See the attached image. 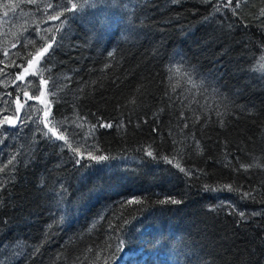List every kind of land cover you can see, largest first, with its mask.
Masks as SVG:
<instances>
[{
  "label": "trees",
  "instance_id": "1",
  "mask_svg": "<svg viewBox=\"0 0 264 264\" xmlns=\"http://www.w3.org/2000/svg\"><path fill=\"white\" fill-rule=\"evenodd\" d=\"M226 2L0 0V264H264V0Z\"/></svg>",
  "mask_w": 264,
  "mask_h": 264
},
{
  "label": "snow or ice",
  "instance_id": "2",
  "mask_svg": "<svg viewBox=\"0 0 264 264\" xmlns=\"http://www.w3.org/2000/svg\"><path fill=\"white\" fill-rule=\"evenodd\" d=\"M28 3H31V4H35L37 3V0H27ZM85 3L88 2V0H84ZM243 2H247V0H243ZM70 5V7L68 6ZM233 5V0H227V2L224 4V7H230ZM80 0H65V3L63 5H58V7H61L62 10L59 11V12H54L53 14H51L49 16V19L51 20H60L61 17H64L65 16V13H68V12H71L73 14H75L77 11H79L80 9ZM241 6V0H236V3H235V8H239ZM53 4L52 3H48L46 5V9H51L53 8ZM217 11L220 10L219 6H217L216 8ZM235 14V12L233 13ZM5 15H7V13H5ZM261 16H264V9H261ZM63 26V20L61 21V27ZM50 31V30H49ZM57 31H60V28L58 27L57 28ZM31 43V42H30ZM55 43V37L53 36L51 41L50 42H47V46L44 47V46H37V52L35 55H33L32 53H29V55H33V59L32 60H29L28 61V66L29 68L33 67V65H37L38 66V70L37 72L38 73H41L40 75V80H41V83L42 84H46L47 83V80L43 77L42 73L44 71H47L48 69L46 68V63H47V58L50 57L51 53H50V49L53 48V44ZM15 46V45H14ZM5 56L8 55L7 52L4 53ZM109 55H111V53H109ZM43 60V63L41 62ZM0 63H2V61H0ZM14 63V62H13ZM254 71H261L262 73H264V55H262L260 57V60L257 61V65L254 67L253 69ZM28 71V69H24L23 72L21 74H18L17 75V80H21L23 78V75L24 73H26ZM170 72H179L180 69H169ZM34 75L37 74V73H33ZM184 75L187 76V79H188V83L191 84L193 87H199V85H197L195 83V81L192 80V73L191 72H188V71H185L184 72ZM28 84H31L33 83L32 81H28L27 82ZM50 94H53L54 93H50ZM11 95V94H9ZM24 95H28V92L27 91H24ZM38 98V97H37ZM20 107H22V105L19 104V102H17V111H19ZM31 107V106H29ZM48 116V112H45V117L47 118ZM27 119H32V116L29 115L27 117ZM4 120L7 121L9 124H13L15 123V121L9 119L7 116L4 117ZM35 122V121H34ZM61 122H54L53 123V126L51 128H49V131H52L53 132V135L56 136V139L58 140H65V142L68 144L69 148L72 149L73 151H79V147H73V144L71 141L69 140H66L65 139V136L63 134L61 135H56V132L53 131L54 128H58L59 125H60ZM79 127H83V125H78ZM101 127H107V128H111L112 125L111 124H101L100 125ZM45 127L48 128L49 127V124L48 123H45ZM96 127V125H92V128L94 129ZM67 129H63L62 132H66ZM90 134H93L94 135V132H91L90 130ZM45 135H47L45 133ZM87 139V136L85 137ZM147 154L149 156L152 155V153L149 151L147 152ZM15 159V157H13L12 159L9 160V164L12 163V161ZM94 159H98V160H105L106 157L104 156H99V157H94ZM77 163H79V161H77ZM7 167V166H5ZM177 167H179V165H177ZM242 167H244L245 169H247V165H242ZM181 171H185L183 168L180 169ZM4 171V168H0V172H3ZM229 188V190H231V186H227ZM245 195H250L249 193H246ZM128 204H132V203H140L139 200H130V201H127ZM160 204H165V203H171V204H179L180 201L179 200H176V199H169V200H162V201H159ZM241 215H243V213H241ZM125 244V241L123 239H120L119 240V246H122Z\"/></svg>",
  "mask_w": 264,
  "mask_h": 264
},
{
  "label": "rangeland",
  "instance_id": "3",
  "mask_svg": "<svg viewBox=\"0 0 264 264\" xmlns=\"http://www.w3.org/2000/svg\"><path fill=\"white\" fill-rule=\"evenodd\" d=\"M26 69V68H25ZM37 70V69H36ZM35 70V71H36ZM34 71V72H35ZM23 72V71H22ZM29 72H30V70L28 69V71L26 72V73H24V75H23V78L24 77H26L28 74H29ZM22 78V79H23ZM38 101L41 103V105H42V107H43V112H47V109H46V107H47V103H46V101H44V99H43V95H41V97L40 98H38ZM43 118H44V121L45 120H47V118H48V116H47V118L45 117V113L43 114ZM9 119H11V120H15V119H17V116L16 115H12V116H9ZM18 122H19V119H18Z\"/></svg>",
  "mask_w": 264,
  "mask_h": 264
},
{
  "label": "water",
  "instance_id": "4",
  "mask_svg": "<svg viewBox=\"0 0 264 264\" xmlns=\"http://www.w3.org/2000/svg\"><path fill=\"white\" fill-rule=\"evenodd\" d=\"M28 69H29L30 71L34 72V71L37 69V65H33V67H31V68H29V66H28ZM18 119H19V117H17V119L13 120V121H15V123H13V124H9V123H7L8 126H9V127H10V126H16V125H17V122H18Z\"/></svg>",
  "mask_w": 264,
  "mask_h": 264
}]
</instances>
